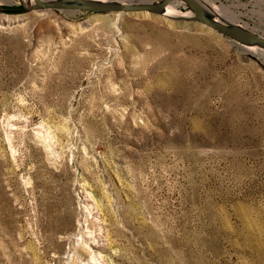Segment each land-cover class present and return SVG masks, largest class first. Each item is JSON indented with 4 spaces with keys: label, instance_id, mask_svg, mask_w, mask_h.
<instances>
[{
    "label": "rangeland",
    "instance_id": "1",
    "mask_svg": "<svg viewBox=\"0 0 264 264\" xmlns=\"http://www.w3.org/2000/svg\"><path fill=\"white\" fill-rule=\"evenodd\" d=\"M33 4L0 0V264H264V49Z\"/></svg>",
    "mask_w": 264,
    "mask_h": 264
},
{
    "label": "water",
    "instance_id": "2",
    "mask_svg": "<svg viewBox=\"0 0 264 264\" xmlns=\"http://www.w3.org/2000/svg\"><path fill=\"white\" fill-rule=\"evenodd\" d=\"M31 9H82L95 13L103 12H150L162 14L163 9L173 1H182L190 11L188 19L201 23L223 36L244 45L264 49V36L259 35L237 23L218 21L209 16L208 11L198 0H159L156 2H115L96 0H33ZM24 9L7 10V12H22Z\"/></svg>",
    "mask_w": 264,
    "mask_h": 264
},
{
    "label": "bare ground",
    "instance_id": "3",
    "mask_svg": "<svg viewBox=\"0 0 264 264\" xmlns=\"http://www.w3.org/2000/svg\"><path fill=\"white\" fill-rule=\"evenodd\" d=\"M104 1H115V2H118L121 0H104ZM133 1V0H130V2ZM32 1H30L31 3ZM208 2V1H207ZM211 2V1H210ZM207 4V3H206ZM239 5V4H238ZM204 6V5H203ZM233 6V5H232ZM236 7V6H235ZM204 8L208 11L209 13V16L215 20H218V21H227L225 18H224V14H227L229 15L231 18L233 17V21L234 23H237V19H238V13L234 12L232 9H228V10H224L223 8H221L220 6H214L212 5L211 3L210 4H207V7L204 6ZM234 9V7H233ZM177 13H176V7L175 5L173 4H170L168 6H166L163 11H162V15H168V17H171V16H175ZM190 14V12L188 13ZM232 20V19H231ZM239 20V19H238ZM228 22V21H227ZM242 47L243 50L245 51H250L252 54H257V52L261 51L262 49L258 48V47H255V46H249V45H240ZM249 46V47H248ZM264 51V50H263ZM262 51V53H263ZM261 53V54H262Z\"/></svg>",
    "mask_w": 264,
    "mask_h": 264
}]
</instances>
